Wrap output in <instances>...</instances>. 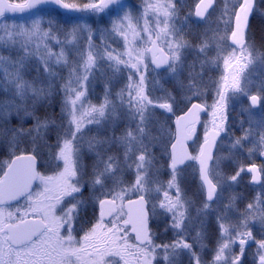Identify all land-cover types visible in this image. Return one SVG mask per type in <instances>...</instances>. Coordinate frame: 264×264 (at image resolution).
I'll list each match as a JSON object with an SVG mask.
<instances>
[{"label":"snow or ice","instance_id":"obj_1","mask_svg":"<svg viewBox=\"0 0 264 264\" xmlns=\"http://www.w3.org/2000/svg\"><path fill=\"white\" fill-rule=\"evenodd\" d=\"M256 17L0 0V264H264Z\"/></svg>","mask_w":264,"mask_h":264},{"label":"rangeland","instance_id":"obj_2","mask_svg":"<svg viewBox=\"0 0 264 264\" xmlns=\"http://www.w3.org/2000/svg\"><path fill=\"white\" fill-rule=\"evenodd\" d=\"M137 1H139V0H137ZM137 1L133 0V2H135V3H136ZM137 3H138V2H137ZM255 19H256L258 22H261V23H258V24H257V31H259V28H262V29H263V27H264V21H262L259 17H256ZM66 55L68 56L69 61H74V60L76 59V55H75V53L72 52V51H68V52H66ZM63 72H64V75L66 76V75H67V70L64 69ZM247 73H248V70H245V72L243 73V75H247ZM258 80H259L258 76H253V81L255 82V84H256L257 86H258ZM100 91H101V85L98 83V84L96 85V94H97V96L100 95ZM3 99H5V97H4L2 94H0V100H3ZM93 102L95 103V100H94ZM258 162H259V161H258Z\"/></svg>","mask_w":264,"mask_h":264},{"label":"trees","instance_id":"obj_3","mask_svg":"<svg viewBox=\"0 0 264 264\" xmlns=\"http://www.w3.org/2000/svg\"><path fill=\"white\" fill-rule=\"evenodd\" d=\"M135 1H137V0H135ZM258 23L254 21L252 24V27H253V34L255 35V37H257L256 39L258 40V44L261 45V43L264 42V27H263V29L259 28V31H257V24Z\"/></svg>","mask_w":264,"mask_h":264},{"label":"flooded vegetation","instance_id":"obj_4","mask_svg":"<svg viewBox=\"0 0 264 264\" xmlns=\"http://www.w3.org/2000/svg\"><path fill=\"white\" fill-rule=\"evenodd\" d=\"M139 2V1H138ZM190 2H194V0H190ZM257 22L258 23V21L256 20V19H252L251 21H250V23H251V25L253 24V22ZM260 23V22H259ZM254 35V34H253ZM257 37H255V35H254V39H255V42H256V44H258V40L256 39ZM260 45L258 44L257 45V47H259ZM199 134V133H198Z\"/></svg>","mask_w":264,"mask_h":264},{"label":"water","instance_id":"obj_5","mask_svg":"<svg viewBox=\"0 0 264 264\" xmlns=\"http://www.w3.org/2000/svg\"><path fill=\"white\" fill-rule=\"evenodd\" d=\"M9 15H11V14H9ZM198 134V133H197Z\"/></svg>","mask_w":264,"mask_h":264}]
</instances>
